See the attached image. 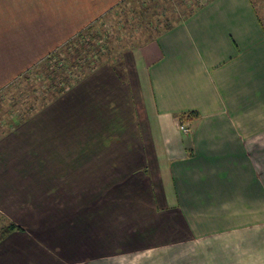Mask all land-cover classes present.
I'll list each match as a JSON object with an SVG mask.
<instances>
[{"label": "crops", "instance_id": "obj_1", "mask_svg": "<svg viewBox=\"0 0 264 264\" xmlns=\"http://www.w3.org/2000/svg\"><path fill=\"white\" fill-rule=\"evenodd\" d=\"M122 1L0 0V86ZM259 18L206 0L11 126L0 264H264Z\"/></svg>", "mask_w": 264, "mask_h": 264}, {"label": "rangeland", "instance_id": "obj_2", "mask_svg": "<svg viewBox=\"0 0 264 264\" xmlns=\"http://www.w3.org/2000/svg\"><path fill=\"white\" fill-rule=\"evenodd\" d=\"M205 1L206 0H134L133 2L124 1L118 4L119 8L116 9V12H112L108 16H106V19H104V24H102L100 28L102 31L101 33H99L102 34V37H98L96 41L99 42L98 44H107L108 48L106 52H104V57L109 58L112 61L114 60L113 68H115V70L117 69L116 71H120V66H118L117 64V62L119 61L117 57L125 48L132 47L134 45L143 43L146 40H149L157 33L158 30L178 21L187 12L191 11L193 8L199 6ZM250 1L253 3L254 8L257 10L260 16L259 19L262 23H264V0ZM139 3L144 8L145 6L148 7L145 10H147L146 12L151 19L147 26L140 25L137 13H135L134 11V8L136 9ZM99 24L100 21L95 23V25ZM78 33H76L73 38H75ZM86 37L88 38V35H86ZM102 38L103 40H100ZM81 39H83V37H81ZM68 42L69 41L64 43L62 47L53 50L60 51ZM81 44L82 42H80V44L77 43V46ZM89 49H91V47L86 45L84 48H82V53H88ZM92 51H95L93 47ZM82 58H76L75 62L77 63V68H70V63L67 60H64V56L62 54L57 57V62L61 63L59 67H61L63 71H65V73H69V75L71 76V80H76V71L80 70L81 66H84L82 64V61L80 60ZM45 60L46 59H41L34 64H30L23 71L20 70V72H18L14 76V78L0 86V138L10 130L13 123L18 121L19 116L21 117V114L23 112H31L28 111L29 107L33 105L36 108H34L35 110L30 113L31 115L37 110V107L41 106V103H44L46 101V99H48L47 101H49L50 98H53L47 92V89L49 88L46 87L48 85L47 78H45L43 75H40L41 70L39 68L45 62ZM10 66L15 69L17 64L0 65V69L8 68ZM49 66H51L54 70L53 66H56V64L52 63ZM71 69H75V72L73 73L74 70ZM70 71L73 74H71ZM25 75H28V77L25 78ZM58 96H60V94H56V96L54 97L56 98ZM11 121H13V123ZM34 178H36V176L32 177V179ZM36 189L37 191L33 193L34 198H38V200H42V198H53L52 192H41V186ZM10 224H14L16 225V227L13 229H9L8 231L22 229L20 225L11 221L4 212L0 211V235L3 233L4 228H8Z\"/></svg>", "mask_w": 264, "mask_h": 264}, {"label": "trees", "instance_id": "obj_3", "mask_svg": "<svg viewBox=\"0 0 264 264\" xmlns=\"http://www.w3.org/2000/svg\"><path fill=\"white\" fill-rule=\"evenodd\" d=\"M124 1H134V0H124ZM122 1V2H124ZM121 2V3H122ZM120 4V3H119ZM138 6V7H137ZM136 9L134 8V11L135 13H137V16H138V20L140 21V25L142 26H147L149 24V21L151 18H149L150 16L147 14V9L148 7L145 6L142 7L140 5V3L137 5ZM119 8V5L114 7V9L110 10L106 15L100 17V19L96 20V22L90 24L89 26H87L86 28H84L83 31H80L77 36L75 38H73L72 40H69V42L60 50H55L54 52H51L49 53L44 59L45 62L41 65V67L39 68L41 71L40 75H43L45 78H47V82H48V85L46 86L48 89H47V92L49 95H51V97L53 98H50L49 101H47L48 99H46V103H41V106L37 107L40 108L44 105H46L48 102H51L56 96V94H62L64 93V90H66L67 88H69L70 86H72L74 83H75V79L74 80H71V76L69 75V73H65V71H63V69L61 67H59V65L61 63L57 62V57L60 56L61 54L64 56V60L68 61L70 63V68H77V63L75 62L76 58L79 59V58H82L80 59L82 61V64L84 66H81V69L80 70H77L76 71V74L77 76H83L87 71L89 70H92L98 63V58L101 54H104V52H106L108 46L106 43L104 44H98L99 42L96 41V39L98 37H102V34H99L101 33V25L104 24V19H106V16H108L110 13L112 12H116V9ZM140 8V9H139ZM98 21H101L100 22V26L99 25H95V23H97ZM99 29V30H97ZM88 35V38L86 37V35ZM80 37V38H79ZM81 37H83V39H81ZM80 39V40H79ZM79 40V41H78ZM100 40H103L100 39ZM80 42H82L81 45L77 46V43L80 44ZM105 42V41H104ZM86 45L90 46L91 49L88 50V53L84 52L82 53V48H84ZM92 47L95 51H92ZM52 63H55L56 66H53L54 67V70L52 69L51 65L50 64ZM73 64V65H71ZM71 70H74L73 73L75 72V69H71ZM87 70V71H85ZM117 70V69H116ZM71 74H73L71 71H70ZM119 74V72H117ZM81 74V75H79ZM25 78L28 77V75H25L24 76ZM77 79V78H76ZM51 89V90H50ZM51 91V93H50ZM38 104V103H36ZM35 106H31L29 107V110L28 111H31L33 112L35 109ZM30 112V113H31ZM30 113H22L21 117L19 116L18 118V121H16L15 123H13V121H11L13 123V125L11 126H14V125H17L19 122H21L22 120H24L25 118H27ZM16 225L14 224H10L8 228H4L3 230V233L0 235V238L3 237L7 232H10L8 231L9 229H13L15 228Z\"/></svg>", "mask_w": 264, "mask_h": 264}, {"label": "built area", "instance_id": "obj_4", "mask_svg": "<svg viewBox=\"0 0 264 264\" xmlns=\"http://www.w3.org/2000/svg\"><path fill=\"white\" fill-rule=\"evenodd\" d=\"M179 129L183 132V133H188L189 132V127L183 123V122H179Z\"/></svg>", "mask_w": 264, "mask_h": 264}]
</instances>
